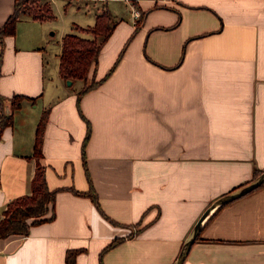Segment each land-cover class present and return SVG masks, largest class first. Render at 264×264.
<instances>
[{
	"label": "crops",
	"instance_id": "1",
	"mask_svg": "<svg viewBox=\"0 0 264 264\" xmlns=\"http://www.w3.org/2000/svg\"><path fill=\"white\" fill-rule=\"evenodd\" d=\"M15 1L0 0V28ZM113 1L129 14L93 5L116 24L86 81L60 74L69 32L50 86L45 21L22 15L17 28L26 20L30 33L4 37L0 114L14 94L27 98L0 136V219L31 193L45 111L42 164L56 199L52 219L0 236V264H69L70 250L75 264H173L204 211L264 170V0ZM91 184L100 208L75 191ZM214 211L182 264H264V183Z\"/></svg>",
	"mask_w": 264,
	"mask_h": 264
},
{
	"label": "trees",
	"instance_id": "2",
	"mask_svg": "<svg viewBox=\"0 0 264 264\" xmlns=\"http://www.w3.org/2000/svg\"><path fill=\"white\" fill-rule=\"evenodd\" d=\"M22 15H29L38 20H47L55 16L52 3L49 0L44 1L42 4L40 3V0H16L14 11L0 28V42L2 44L0 61L4 49V37L7 35H14L16 33L17 22ZM115 24V16L106 5H103L93 25L82 26L78 24L75 26L76 31L65 34L62 40V53L59 64L60 74L63 78L66 80L84 79L86 81L90 72L97 64L103 42L111 35ZM99 82H101V80L85 84L81 92H85L93 88ZM25 98H27L25 95L14 94L11 98V111L0 114V136L4 128L13 123L14 113L21 107L22 101ZM2 100L3 97L0 95V102H2ZM48 118L49 111H45L37 126L33 153V156H35L37 160V170L32 180L31 193L19 196L9 201L5 209L4 218L0 219V236L2 237H6L11 234L27 235L29 234L32 225L45 220H50L54 217V213L50 216H47V214L50 210V206H54L56 190L49 187L45 173V166L42 164V158L44 156V132ZM89 134L90 127L84 143H86ZM83 160L86 165L85 154H83ZM263 171L264 170L256 169L252 179L234 187L232 190H235L236 188L255 179ZM89 180L91 183L90 177ZM75 191L91 196L93 201L100 208L98 197L92 184L90 189L87 191ZM225 204L220 205L214 213ZM208 220L209 218L207 221ZM201 232L198 234L196 241L203 239V237H201ZM121 240V238L114 239L105 247L101 254L114 247ZM77 252L78 250L69 251L67 254V261L69 264H75V255Z\"/></svg>",
	"mask_w": 264,
	"mask_h": 264
},
{
	"label": "rangeland",
	"instance_id": "3",
	"mask_svg": "<svg viewBox=\"0 0 264 264\" xmlns=\"http://www.w3.org/2000/svg\"><path fill=\"white\" fill-rule=\"evenodd\" d=\"M44 1L47 0H40L42 4ZM50 1V0H49ZM52 6L54 10L55 16L51 19L44 20L45 26L47 29L45 30V37L48 40L47 43V52H46V61H47V68H46V82L50 86L52 81V76L55 77V69L57 63H54L56 57L55 53L59 52V48L61 46V36L63 32H73L71 25L74 21L80 22L84 25L90 23L92 16L94 15V11L101 10L102 4L93 8L95 3L100 2V0H51ZM105 3L110 1L113 4V7L116 12L120 14H129V11L123 5L122 1L114 2L113 0H102ZM110 4V5H111ZM22 18L28 16H21ZM21 18V19H22ZM18 35L24 38L27 34L30 33V29H28V22L26 20H20V23L17 28ZM68 84V80H66ZM84 83L83 80H78L75 83V87H80ZM27 113L22 114V117L26 116Z\"/></svg>",
	"mask_w": 264,
	"mask_h": 264
},
{
	"label": "water",
	"instance_id": "4",
	"mask_svg": "<svg viewBox=\"0 0 264 264\" xmlns=\"http://www.w3.org/2000/svg\"><path fill=\"white\" fill-rule=\"evenodd\" d=\"M72 80L68 79V84H71ZM264 182V171L258 175L255 179L251 180L250 182L236 188L235 190L230 191L227 194L222 195L218 199H216L201 215L197 223L195 224L191 234L183 244V247L176 258L175 262L173 264H182L185 258L187 257L193 243L196 241V238L198 234L201 232L202 226L206 218L216 210L220 205H223L225 203H228L230 201H233L250 191L254 190L258 186H260Z\"/></svg>",
	"mask_w": 264,
	"mask_h": 264
},
{
	"label": "built area",
	"instance_id": "5",
	"mask_svg": "<svg viewBox=\"0 0 264 264\" xmlns=\"http://www.w3.org/2000/svg\"><path fill=\"white\" fill-rule=\"evenodd\" d=\"M134 14H135V16H139V15H140V11H139V10H136V9H134Z\"/></svg>",
	"mask_w": 264,
	"mask_h": 264
}]
</instances>
